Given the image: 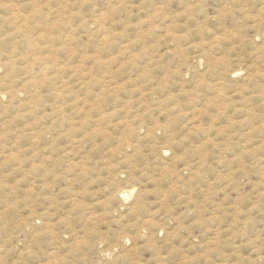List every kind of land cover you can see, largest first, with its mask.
<instances>
[{
	"label": "rangeland",
	"instance_id": "rangeland-1",
	"mask_svg": "<svg viewBox=\"0 0 264 264\" xmlns=\"http://www.w3.org/2000/svg\"><path fill=\"white\" fill-rule=\"evenodd\" d=\"M0 264H264V0H0Z\"/></svg>",
	"mask_w": 264,
	"mask_h": 264
},
{
	"label": "bare ground",
	"instance_id": "bare-ground-1",
	"mask_svg": "<svg viewBox=\"0 0 264 264\" xmlns=\"http://www.w3.org/2000/svg\"><path fill=\"white\" fill-rule=\"evenodd\" d=\"M185 1V0H184ZM190 2V1H189ZM187 3V2H186ZM184 4V3H183ZM184 5H187V4H184ZM188 5H190V4H188ZM188 7V6H187ZM19 14V13H18ZM14 17V16H13ZM178 18V17H177ZM16 19H19V18H16ZM22 19V18H21ZM23 20V19H22ZM170 20V19H169ZM170 22V21H169ZM27 31V30H26ZM30 33V32H29ZM175 40V39H174ZM234 73H235V71H234ZM4 95V94H3ZM4 98H5V96H4ZM125 191V190H124ZM122 193V192H121ZM122 196V195H121ZM123 197H125V196H123ZM126 198H127V194H126ZM125 199V198H124ZM125 201V200H124Z\"/></svg>",
	"mask_w": 264,
	"mask_h": 264
}]
</instances>
